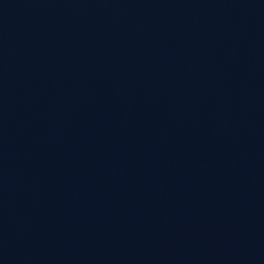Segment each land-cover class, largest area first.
I'll list each match as a JSON object with an SVG mask.
<instances>
[{
    "label": "water",
    "instance_id": "obj_1",
    "mask_svg": "<svg viewBox=\"0 0 264 264\" xmlns=\"http://www.w3.org/2000/svg\"><path fill=\"white\" fill-rule=\"evenodd\" d=\"M261 247L264 0H0V264Z\"/></svg>",
    "mask_w": 264,
    "mask_h": 264
}]
</instances>
